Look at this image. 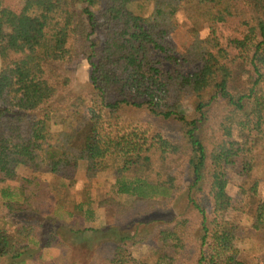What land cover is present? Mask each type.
<instances>
[{"label": "trees", "instance_id": "16d2710c", "mask_svg": "<svg viewBox=\"0 0 264 264\" xmlns=\"http://www.w3.org/2000/svg\"><path fill=\"white\" fill-rule=\"evenodd\" d=\"M21 2L0 0V264H177L189 242L195 264H248L228 170L250 177L264 149V0ZM180 13L193 39L183 51L170 41ZM80 61L85 91L72 88ZM187 101L190 114L178 109ZM83 164L89 182L113 173L112 195L77 198ZM20 165L31 168L29 192L10 185ZM115 194L138 209L122 223H136L132 236L87 225ZM172 199L199 215L193 233L183 212L151 235L155 258H138L129 240ZM253 219L264 239V198Z\"/></svg>", "mask_w": 264, "mask_h": 264}, {"label": "rangeland", "instance_id": "374dc122", "mask_svg": "<svg viewBox=\"0 0 264 264\" xmlns=\"http://www.w3.org/2000/svg\"><path fill=\"white\" fill-rule=\"evenodd\" d=\"M22 0H5L7 6L14 10H18L21 6ZM179 26L171 34L170 41L172 44L178 48L179 51H183L192 42V36L188 30L189 23L186 21L182 13L179 14ZM200 33L202 36L208 34V26L206 24L201 25ZM2 43H0L1 47ZM2 65V58L0 56V69ZM186 70H189V66H185ZM89 67L85 61H80L76 65V70L74 72V77L72 81V88L75 91H85L88 83ZM178 109L184 113H191V105L189 101L183 102L178 105ZM167 130H172L174 126L172 124L165 125ZM170 133H173L170 131ZM32 174L31 168L27 165H20L18 168L19 178L12 182L10 185L19 192L18 189L21 188L22 192H29V183L25 182L23 178L30 177ZM228 190L235 198V200H241L243 203V210L237 212L234 218L238 221L240 225L238 246L240 247L239 258L248 264H264V239L263 236L254 231L252 228L253 217L255 214L257 201L264 198V149L258 148V157L255 161V166L252 171V175L248 178L241 176L236 172V170H228ZM78 183L72 190L78 199L82 197L83 192H90V195L94 200L98 201L100 199L112 195L113 188L115 185V177L111 171L99 172L98 175L89 182L85 174L84 164L81 165V169L77 173ZM257 179L259 181L257 188V195L252 196L248 191L249 187L253 184V180ZM182 186L187 183L186 178L180 179ZM89 185V186H88ZM246 188V192L242 193L243 189ZM24 189V191H23ZM36 190V186L33 187ZM40 192V191H39ZM41 192H48L47 197L44 201L46 205L45 208H52V195L51 193L43 189ZM54 192V191H51ZM117 202L115 205H108L105 207L98 208L95 219L89 222L87 225L93 227L108 226L111 228V233L118 237L121 236H132L134 233V226L136 223L131 225L122 226V223L126 221H133L137 218L136 212L138 209H130L133 202V198L128 195L115 194ZM171 207L168 206L167 209L163 207H158L157 211L154 208L150 209V212H158V216L161 221H152V223L141 224L139 226V231H136V237L129 240L130 243H134L131 250L134 255L138 258H147L153 260L156 256L155 251L152 249V241L150 239L151 235L155 232L157 226H172L174 224V218L177 216H183L185 211L183 201H175L172 199ZM246 202V205L244 204ZM135 213V214H132ZM185 217H189L188 226L190 228L189 232L193 233V228H195L196 223L200 220L199 215L196 212L187 211L184 212ZM135 222V221H133ZM142 238H145L143 240ZM145 241V242H144ZM196 243L189 242L186 246V250L182 254L178 255L177 264H195L197 259ZM44 258L48 261H52L54 257L59 254V249L57 247H50L43 251Z\"/></svg>", "mask_w": 264, "mask_h": 264}]
</instances>
